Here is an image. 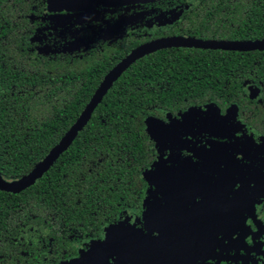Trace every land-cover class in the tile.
<instances>
[{
	"label": "flooded vegetation",
	"instance_id": "af4514ba",
	"mask_svg": "<svg viewBox=\"0 0 264 264\" xmlns=\"http://www.w3.org/2000/svg\"><path fill=\"white\" fill-rule=\"evenodd\" d=\"M206 1L98 4L87 13H74L64 8L50 10L47 0H23L15 11V3L10 0L9 14H0V20L10 19L11 27L17 21L25 28V35L30 32L29 49L48 57L80 59L93 51L126 50L125 54L115 55L117 62L103 72L95 92L121 59L154 41L182 36L204 41L264 38L227 39L198 33L194 29L197 18L210 22L214 13L236 9L234 5H209ZM187 49L262 51L164 46L134 61L115 83L139 60L158 52L172 54ZM241 87L249 98V109L237 102L226 105L212 99L185 104L176 111L155 107L157 112L148 117L162 123L156 125L154 136L146 126L148 117L144 119L151 151L149 164L140 171L144 192L140 191L136 206H125L113 220L108 210L101 221L94 214L97 218L88 227L62 224L52 232L47 219L35 223L25 212L20 195L27 188L19 192L0 189L15 195L5 198L9 202L0 207V215L8 218L4 227L0 226V264H264V120H254V106L262 104L263 90L249 79ZM213 113L230 115L227 126L218 127ZM148 171L151 182L144 176ZM2 177L8 181L21 178ZM106 185L110 188V182ZM224 200L231 204L230 209L224 207ZM148 210L154 216L151 223L146 219ZM111 226L118 228L109 230ZM117 236L129 241L127 249L104 247L103 252L98 249L91 254V263L87 260L92 244ZM143 246L154 250L146 263ZM160 248L167 253H155Z\"/></svg>",
	"mask_w": 264,
	"mask_h": 264
},
{
	"label": "trees",
	"instance_id": "16d2710c",
	"mask_svg": "<svg viewBox=\"0 0 264 264\" xmlns=\"http://www.w3.org/2000/svg\"><path fill=\"white\" fill-rule=\"evenodd\" d=\"M15 11L23 0H13ZM234 5L197 18L195 31L227 39L264 37V0H207ZM10 0H0L7 17ZM220 11V10H219ZM0 172L7 179L28 174L75 122L105 70L126 50L48 57L31 51L28 32L17 21L0 20ZM12 33V35H11ZM11 36V39H10ZM247 79L261 85L263 102L254 120H264V50L239 52L190 50L158 52L133 64L115 83L91 120L55 164L20 197L32 222L47 219L52 232L62 224L88 227L93 218L113 220L136 206L144 192L140 171L151 160L144 119L156 106L177 107L208 99L237 102L249 109L242 89ZM110 182V188L106 185ZM108 193L110 197H108ZM10 195L0 191V207ZM120 202V203H119ZM109 206V208H108ZM94 214H97L94 215ZM8 218L0 215L3 228ZM16 221V217L14 222Z\"/></svg>",
	"mask_w": 264,
	"mask_h": 264
},
{
	"label": "water",
	"instance_id": "95a60500",
	"mask_svg": "<svg viewBox=\"0 0 264 264\" xmlns=\"http://www.w3.org/2000/svg\"><path fill=\"white\" fill-rule=\"evenodd\" d=\"M150 0H47L48 8L50 10L66 9L76 12L87 13L92 8L97 7L98 4L104 6H120L124 4H131L136 2H144ZM172 45H187L203 48H213V49H227V50H264V38L256 40H239V41H228V40H199L191 37H171L165 38L152 43L140 46L115 65L109 73L104 77L101 84L98 86L94 94L92 95L90 101L87 103L83 111L77 120L70 126V128L65 132V134L60 138V140L55 144L49 152L35 165V167L23 177L14 180L8 181L4 179L0 173V189L12 192H19L23 189H26L32 186L39 178H41L59 159V157L71 146L78 134L84 129V127L89 123L93 112L97 106L102 101L105 94L108 90L114 85L116 80L122 75V73L138 58L143 56L146 53H149L157 48L164 46ZM149 119L153 117H148ZM146 119V126L149 119ZM148 129V128H147ZM145 178L148 180L147 173H144ZM215 200V199H214ZM212 201V200H211ZM210 202V201H208ZM225 202V200H224ZM231 204L224 203V207L230 209ZM146 219L148 223H151L154 216L152 215V210H148ZM150 227V226H149ZM118 226H111L109 230H117ZM152 233L149 235L151 238ZM167 237V235H164ZM106 237H109L107 234ZM128 238V237H126ZM163 239V236H160ZM129 241L125 240V237L117 236L115 238H107L102 241H97L95 244H92V247L87 252V260L91 259V254L93 255L96 250L100 249L103 252L105 249L110 247V249H127V244ZM132 251L135 252V245H131ZM144 247V246H143ZM140 250V249H139ZM144 256V263H146L154 250L148 247H144L142 250ZM159 255L167 253L166 249L160 248L158 251H155ZM162 259V258H159ZM91 263V262H90ZM92 264V263H91ZM103 264V263H102Z\"/></svg>",
	"mask_w": 264,
	"mask_h": 264
},
{
	"label": "rangeland",
	"instance_id": "374dc122",
	"mask_svg": "<svg viewBox=\"0 0 264 264\" xmlns=\"http://www.w3.org/2000/svg\"><path fill=\"white\" fill-rule=\"evenodd\" d=\"M194 111V109H191V112H193ZM218 111H219V109H218ZM229 114V113H228ZM212 116H215L216 118H215V123H217V125H218V127H222V129L225 127V126H227V123H226V121H228L227 120V118H230L229 116L230 115H227V116H221V115H219V114H215V113H213V114H211ZM149 119V118H148ZM155 121H157L156 119H154V118H151V119H149L148 120V122H147V128H148V131L150 132V134L152 135V136H154V134H156V131H155V128H156V125H158V124H160V123H162L161 121L160 122H155ZM157 123V124H156ZM147 173V177H148V181L149 182H151L152 180H151V171H148V172H146Z\"/></svg>",
	"mask_w": 264,
	"mask_h": 264
}]
</instances>
